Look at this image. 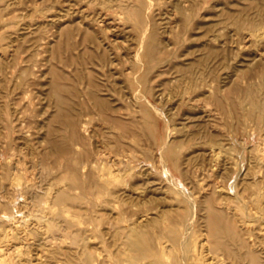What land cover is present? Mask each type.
I'll return each instance as SVG.
<instances>
[{
	"label": "bare ground",
	"instance_id": "1",
	"mask_svg": "<svg viewBox=\"0 0 264 264\" xmlns=\"http://www.w3.org/2000/svg\"><path fill=\"white\" fill-rule=\"evenodd\" d=\"M6 1L4 7L0 6V13L3 10H10L13 5L15 6V4L18 3V0ZM154 1L156 2V0ZM179 1H182L184 8H182L183 12L180 11L182 14H178H181L182 21H189L190 23V20H193L194 17L198 15L197 13L200 12L199 10H201L200 1ZM216 6L219 13L217 17H220V19L212 23L210 22L209 24L206 23L207 26H204L206 30H203L205 32L202 33L203 35L209 36L208 43L206 45L203 43L207 48V52L204 53V56L198 59L196 57V60L192 62L189 61L190 63L187 61L186 63L183 62L181 65H178L176 68L179 71L185 73L191 72V69L195 68L194 65L197 62L200 64L201 62L208 63L209 59L211 60L213 57L215 59L219 57L223 52V48H225L224 46H226L223 33L230 27L225 26L228 22L234 27L232 32L241 33L247 30L248 32L243 35V38L255 42L257 46L262 45L263 47L264 0H244L240 2V4L230 3L229 7L223 5L224 7H221L222 9L220 7L218 8L219 4ZM127 7L126 10L123 9V12L121 11L115 15L113 14V16L112 13L109 12V7L104 6L99 12V16L94 20V22H96L95 25H97L104 34V38L99 37V43L105 45L109 51V53L107 52V65L112 78L110 79L111 85L104 88L103 83L98 79L99 74L97 73L99 72L96 71L95 73L94 70V73L90 75L86 73L88 76L86 80L83 78L80 80V83L84 85V87L79 88L75 83L70 81V78L66 74L58 70V68L49 67L50 71H48L51 75V80L49 82L47 97L53 99L55 102V114H52L54 118L53 122H48V128L45 127L47 131L46 133L44 132L45 136L42 137L43 139L40 140V143H42V146L44 143L49 144L48 153L50 156L55 157V160H50L41 148L39 151L41 156H39L38 160L34 159L31 161V167H21L18 161L13 160L12 157L2 159L0 156V185L3 187V185L7 184L8 186V188L4 190L7 191V193H5L4 196H0V264H264V171L261 170L262 168L255 167L251 169L245 166V164L240 163L236 165L237 168L234 167L236 169L235 175L229 180L226 178L231 172L225 167L228 164V160L223 159V163H221V157L226 155L225 144L228 145V143H224V141L230 138L226 137L225 139L219 128L221 124V117L219 115L224 107L222 98L214 96V105L216 108L212 111H215V131L208 132L206 131L207 129H205L202 134L198 132V134H201L200 139H205V143L210 145L206 151L201 149L200 152H204L208 156V159L211 158V160H214L208 168L202 169L206 170L211 176L215 174L219 178L222 177L228 180L227 184L216 182V186H213V188L211 185L205 184L202 186L198 184L199 187L197 189L198 185L194 183L195 181H192L193 178L190 179L188 172L180 169L181 147H183L186 138L182 139L179 137V139H177L178 143H175L172 139L178 132H183V129L187 127L190 122L187 125V121L185 120L184 127L181 126L183 128H170L166 136L167 138L160 144L159 148H157V143L156 146H154L153 143L150 142L156 132V124L153 117L147 111L142 110L143 107L156 111L161 117L163 115L168 122V117H170V115L167 116L166 113L157 106L153 99H151L153 96L149 98L146 97L141 90L143 85L139 79H137L139 90L135 95V100L138 101V104L133 102V106L138 107V109L130 113V101L126 98L125 94L127 93L124 94V87L117 76V69L120 65V63L117 62V57L122 56L124 58L123 52H121L123 45L118 39L119 25L124 21L128 22L135 19V15L138 16L141 12H145L144 22L139 21V23L135 24L133 27L140 36L139 50L135 52V59L139 64L142 63V65H145L142 53L144 49L143 44H146L147 36L152 40V43H148L150 52L148 56L149 63H151L150 61H153L155 55L160 52V48H158L157 45L158 33L155 27L150 25L149 19V14H151L154 11V7H156L155 3L152 0L140 1V4L135 7V11L133 10L135 15L131 14V11ZM53 8L54 7H52V9ZM40 10L42 11L43 9ZM103 11L106 12L103 13ZM115 11L117 12V10ZM61 12L63 11L61 10ZM13 13L12 11L11 15ZM110 15H112V18L106 17ZM158 16L159 15H157V17ZM36 17H39V15ZM1 19L0 22H2ZM170 20L174 21L175 19ZM79 22L81 25L86 26L85 32L82 34L83 42L91 41L95 31L82 19L79 20ZM71 23V20L68 19L60 21L58 27L61 29L59 34L60 40L58 41V48L56 49L69 52L72 50L73 45H76L70 40L74 33V28L71 26L67 27V25ZM21 24L22 23H20V25ZM41 24H43V22H41L40 25ZM198 24L191 27L195 28ZM45 26L47 27V25ZM62 26H65V28L62 29ZM200 28H203V25L202 27L200 26ZM148 29H150V31ZM195 29L197 30V28ZM186 30L184 32H186ZM39 31L40 30H38V32ZM165 32L172 33V30L168 28ZM202 34L200 32L199 35ZM36 38H39V35ZM197 38H199V36ZM3 39V37H0V42H2ZM233 41L234 39L232 43ZM48 42L50 41L41 37L40 42H35L34 47H44ZM93 45V50L89 47L93 53H85V50L84 53H76V57H67L66 61L74 62L78 60L80 62V60H84L97 65L102 59L103 54L106 55L107 53H101V51H99L100 45L95 41ZM7 48L8 46L5 47L2 44L0 45V72L4 73V69L7 66V68L10 69L14 67V63H10V59H8ZM129 48H131V45ZM255 50L256 52L258 51L257 49ZM159 54H157V57ZM223 56L221 57L223 58ZM35 57L38 58V56ZM5 61H9V65L6 66ZM23 61L29 62L30 64L33 62V64L29 65L23 72L31 71V74L34 75V67L38 65L36 61L34 62V58L32 59V56H29ZM213 61H209L210 66ZM249 61L251 62L250 64L248 62V64L243 62L246 66L241 65L240 71L244 73L245 77H248L249 80L259 78V82L255 83V79V82L248 83L249 85L246 86V88L243 86L245 89L234 88L233 91L237 94L238 98H235V101L232 100V105L243 112L246 111L249 106L250 110L248 109L247 113L254 119H252L253 123L262 119L261 122L263 123V127L261 131H264V51L257 53L252 60L249 59ZM54 62L55 61H53V63ZM54 64H56V62ZM229 65H231V63L228 64V66ZM204 67H206V65ZM199 71L200 70L196 72ZM127 72L128 75L133 73L131 71ZM9 74H11L10 77L12 78L14 71L6 69V75ZM212 74L214 75V72ZM246 74L248 76H246ZM82 76L83 75H81V77ZM182 76L183 75H180L179 77L181 78ZM198 76L205 78L207 75L201 73V75ZM214 77L216 76L214 75ZM227 78H229V75L225 77V79ZM214 79L216 80L217 77ZM16 80L15 78L13 81ZM189 80L193 79L191 78ZM231 80L230 78L229 81ZM28 81H30V79H27L26 82L29 83ZM194 82L198 84V81L195 80ZM27 83L25 84V82H23V85H19L24 87ZM107 83H109V81H107ZM222 83L224 82L222 81L221 84ZM201 84L196 85V87H200ZM228 86L230 87V85ZM218 89L220 90L221 88L219 87ZM218 89H215V87L209 83L207 92L208 94L214 95V92ZM23 92L24 98L31 99V102L35 99L34 97H30L29 90L25 89ZM152 92L150 91V93ZM157 92L159 94L161 91ZM220 96L223 97L222 95ZM13 100H15V98H12V101ZM186 100L188 99L186 98ZM230 100L231 99H229V101ZM5 103H7V101ZM5 103L3 102L4 105ZM176 105H178V103ZM21 106L24 107L23 104ZM188 107L190 108L191 106ZM168 108H170V106ZM196 108L198 109V107ZM209 110L211 111V109H207V107L203 106L204 112ZM18 111L21 112V109ZM21 113L19 114L21 115ZM29 115L30 113L28 116ZM197 117L198 116H196L195 119H197ZM94 119H97L98 122L102 121L107 125L105 130L101 129L102 134L98 133L97 128L93 129L92 124H94ZM10 122L12 124L14 119H11ZM206 122H208V120H206ZM202 123L203 122L198 123L199 127ZM251 123L250 125H246L247 123L245 122L243 125L251 126ZM259 124H257V126ZM97 125L99 124L97 123ZM177 127H179V125ZM249 128L247 127V129ZM30 130L28 129L26 131L28 136L31 135L28 133ZM5 131L7 130L5 129ZM184 133L185 131L183 134ZM191 134L190 137L193 136ZM88 135L94 138L102 135L101 138L103 139L101 142L95 139L93 141L94 148H92L90 143H88ZM184 135L188 136L187 134ZM194 135L196 136L197 133L194 132ZM144 140L147 141L144 142ZM142 142H144V144ZM256 145L255 147H257ZM9 146L11 145L9 144ZM33 148H35V146ZM170 149H172V153L170 154L171 157H168L167 152ZM262 150V156L264 157V149ZM262 156L260 158H262ZM58 158H63V162H59ZM189 159L195 160V158H188V160ZM251 159L252 158L249 160ZM254 159L253 161L255 162H253V164L256 163ZM203 160L204 159L200 161ZM156 162H160L161 166H155L154 163ZM146 163H151V166H147ZM203 163L204 162H202V166ZM196 165H198V163ZM259 165L260 163L258 166ZM31 168L40 169L41 178L45 175L50 176V180L47 186L45 185V188H39L41 186L40 183L35 181L37 173H35L33 169L32 171ZM172 169L180 174L183 181L177 179ZM154 171L160 172L162 180L151 177ZM13 190L17 193L15 196L12 195ZM18 198H21L22 201L18 202ZM178 200H180V202L181 200L184 201L186 207L182 210L179 205L180 208L169 207V204L173 201L180 203ZM234 219H236L239 224L233 223L234 221L232 222V220ZM196 222H198V228L196 227ZM255 222L259 223L258 226L261 227L262 235L255 232L253 227V223ZM100 227L104 228L100 229Z\"/></svg>",
	"mask_w": 264,
	"mask_h": 264
},
{
	"label": "rangeland",
	"instance_id": "2",
	"mask_svg": "<svg viewBox=\"0 0 264 264\" xmlns=\"http://www.w3.org/2000/svg\"><path fill=\"white\" fill-rule=\"evenodd\" d=\"M100 1H101V3H100ZM140 1L142 2V1H149V0H115V1L114 0H98V1L97 0L96 1L95 0H78V1L77 0H20L21 5L19 4V0H18L17 1L18 3L15 4V6L13 5L12 6L13 8L11 7L10 10L1 11L0 19L2 18L1 19L2 22H0V37H3L4 39L2 40V42H0V45L2 44L5 47L8 46V48H7L8 59H10L9 60L10 63H14L13 69H10V68H7L8 67L7 65H9V61L8 62L5 61V65L7 66L4 69L5 73L0 72V90H1L0 91V111H1L0 115H2V116H0V128H1V132H0V156L2 157V159L12 157L13 160L18 161V163L21 167H31V165H32L31 161L34 159L38 160L39 156H41V154L39 153L40 148H41L42 151L45 154H47V156L50 158V160H55V157L50 156L48 153L49 152V144L44 143V145L42 146V143H40V140L43 139L42 137L45 136V133L47 131L46 129L48 128V124H49L48 122H51V121L53 122V120H54L53 115L55 114L54 113L55 112V102L53 99H50L49 97H47L48 96V89H49V82L51 80V75L49 73L50 68L51 67L58 68V70L62 71L64 74H66L70 78V81L72 83H75L77 85V87H79V88L84 87V85H82L80 83V80L82 78L86 80L88 77L87 74L90 75L91 73H94V70H95V73L97 71V72H99L97 74H99V75L102 74L100 76L98 75V77H99L98 79L103 83L104 88L111 85L110 79H112V78L110 76V71H109V68L107 65L108 64V57L107 56H108L109 51L105 45H103L102 43H99L100 38H104V34L101 31V29L98 28L97 25H95L96 22H94V20L99 16V12L101 11V9L104 8V6L109 7L108 8L109 12L112 13V15L113 14L115 15L116 13H119L121 11L123 12L124 10H126L127 6H128L127 8H129V10L131 11V14H134L135 7L140 4ZM152 1L155 3L156 7L158 4V7L157 8L154 7V11L151 14H149V19H150V25H153L152 27H155V29L158 33L157 45H158V48H160V50H159L160 54L157 53V54H159L158 57L156 54L153 61H150L151 63H149V59H148V56L150 53L148 43H152V40H150V38L148 36L146 37V42H145L146 44H143L144 49H143V53H142V56L144 58L143 60H145V65H142V63L139 64L137 62V60L135 59L136 58L135 52L137 50H139V46H140V36H139L138 32H136L133 29V27L135 24H138L139 21L144 22L143 19L145 18V14H144L145 12H141L139 14L140 16L139 15L136 16L134 14L135 19H132L128 22L124 21L125 23L124 22L121 23L119 25V28H118V33H119L118 39L121 42V44L123 45V49H122L123 51L121 50V52H123L124 58L122 56L117 57V62L120 63V65L117 69V72H118L117 76H118L119 81L121 82L122 86L124 87V94L127 93V94H125L126 98L130 101V103H129L130 113L134 112L133 110L138 109V107L133 106L134 105L133 102L138 104V101L135 100L136 99L135 95H136V93H138V90H139V86L137 84V79H139L141 84L143 85L141 87V90L146 95V97L149 98V97L153 96V97H151V99H153V101L157 104V106L162 111H164L167 116L170 115V117H168L169 118V122H168V121H166L165 117H163V115L161 117V115L156 113V111H154L152 109H147V107H143L142 110L147 111L153 117L155 124H156V130H155L156 132H155L154 136L152 137V139L150 140V142H152L154 146H156V143H157V148H159L160 144H162L165 141V139L167 138L166 136H167L168 130L170 128H174V127L183 128L184 123L186 121H187L186 122L187 125L190 122V124L188 125L189 127L187 126L183 129V132L185 131L184 134H187L188 136H185L183 134V132H178L177 134L174 135L172 140H174L175 143H178L177 139H179V137H181L182 139L186 138L185 139L186 141H184L183 147H181L180 169H182L183 171L184 170L187 171L188 175L190 176V179L193 178L192 181H195L194 183L197 185L201 184L203 186L206 184V185H211L213 188V186L214 187L216 186V184H215L216 182L222 183V184H227L228 180L231 177H233L236 173V169L234 167L237 168L236 165L240 164V163L245 164V166H248L251 169L257 167V168H262L261 170L264 171V169H263L264 168V157L262 156V151H263L262 149H264V136H263L264 131H261V129L263 127V123L261 122L262 119H260V121L257 120L259 122L254 121L255 123H253L254 119L251 117V115H249L247 113L248 109L250 108L249 106H248V109L243 112L242 110L236 109L232 105V100L235 101V98L236 99L238 98L237 94H235V92L233 91L234 88L245 89L246 86H248L251 82H255V79H256L255 83L259 82V78H253V79L249 80L248 77H245V74L240 71V69H241L240 66L241 65L246 66V64H248V63L250 64L251 62L249 61V59L252 60V58L257 53L264 51V45H263V47H262V45L257 46L255 44V42H251V41L243 38V35H245V33L248 32L247 30H244L241 33L240 32H238V33L232 32V29L234 27H233V25H231L228 22L225 24V26H227V27L230 26V27L227 28L223 33L224 34V40L226 42L225 45L227 47L224 46L225 48H223V52L219 57H217L216 59L213 57L215 60L213 58H211V60L209 59L210 62H212L214 60L213 63H211V66H210L209 61H208V63L207 62H201V64L199 62H197L194 65V67L198 68V69L194 68V69H191V72H186V73L179 71L176 68L178 65H181L183 62L184 63H186L187 61L192 62L193 60H196V57L198 59L201 56H204V53L207 52V48L205 47V45L209 41V36L203 35L202 33L205 32L203 30H206L204 28V26H207L206 23L209 24L210 22L212 23L213 21L220 19V17L219 18L217 17V15L219 13L217 11L216 5L219 4L218 8L224 7L223 5H225L226 7H229L230 3L240 4V2H243L244 0H242V1L241 0H207L208 3L206 0H198V1H200V8H201V10H199L200 14L197 13L198 15H196V16H198V17L195 16L196 18L194 17V19H193L194 21L190 20V23H189V21L185 22V21L181 20V14H182L181 12H183L182 8H184L182 1H179V0H174V1L173 0H169V1L168 0H156V2L154 0H152ZM175 1H176V4H175ZM191 1H193V0H191ZM6 2H7L6 0H0V6L4 7ZM248 2H250V1H248ZM117 5H118V7H117ZM81 6H83V7H81ZM52 7H54V8L52 9ZM95 7H97V8H95ZM173 7L174 8L176 7L179 10L176 8L174 9ZM233 7H235V6H233ZM39 8L43 9V10L41 11ZM16 9H18V10L20 9V10L18 11ZM61 10L63 12H61ZM115 10H117V12ZM12 11L14 13L11 15ZM5 12H6V14H5ZM105 12L106 11H103V13H105ZM216 12H217V14H216ZM174 13H175V15H174ZM178 13H181V14H178ZM36 14L39 15V17H36L37 16ZM84 14H86V15H84ZM2 15H3V17H2ZM18 15H20V16H18ZM112 15L106 16V17L112 18ZM157 15H159V16L157 17ZM163 15H164V17H163ZM168 18H170L172 20L175 19V20L171 21ZM205 18H207V19H205ZM33 19H35L36 21ZM64 19L71 20L72 23L67 25V27L71 26L74 28V33L72 34L70 40L72 43H74L76 45H73L72 50H70L69 52H64L61 49H56V48H58L57 47L58 41L60 40L59 34H60L61 29L58 28L59 23L61 20H64ZM81 19L83 21H85L86 23H88L89 27H91V29L95 31L94 34L92 35L91 41L83 42V40H82L83 39L82 34H84V32H85L86 26L80 24L79 20H81ZM165 19H167V20H165ZM55 20H56V22H55ZM169 20L171 23L169 22ZM16 22H18V23H16ZM41 22H43V24L40 25ZM20 23H22V24L20 25ZM192 23H194V24H192ZM75 24H77V25H75ZM195 24H198V26L200 25L201 27L203 25V28H200V26L198 27L197 25L195 27V28H197V30L195 28H192L193 25L195 26ZM45 25H47V27ZM28 26H30L31 28ZM63 28H65V26H62V29ZM168 28H170V30H172V33L165 32L166 29H168ZM186 28H187V30H186ZM198 28H200V29H198ZM160 29H162V30H160ZM38 30H40V31L38 32ZM148 30L150 31V29H148ZM185 30H186V32H184ZM41 32H43L42 33L43 35L39 34ZM200 32L202 35H199ZM32 33H33V35H32ZM189 33H190V35H189ZM187 34H188L189 38L187 37ZM12 35H14V36H12ZM38 35H39V38H36V37H38ZM191 35H194V36H191ZM44 36H47V37H44ZM198 36H199V38H197ZM41 37L45 38L46 40H48L50 42H48L46 44V46H44V47H41V48L38 47L39 48L38 49L36 46L34 47V44H35V42L39 43ZM123 37H125V38H123ZM23 38H24V42H23ZM96 38H97V40H96ZM230 38L232 40L234 39L235 43H234V41L232 43V40ZM37 39H38V41H37ZM94 41L96 43H98V45H100L99 51H101V53L102 52H105V53L108 52L106 55L103 54L102 59L100 60V62H98L97 65L93 64L92 62L84 61V60H80V62L78 60H76L74 62L66 61L67 57H72V56L76 57L77 56L76 53L77 54L84 53L85 50H86L85 53H93L92 50L94 48L92 49V47L94 46L93 45ZM183 41H184V43H183ZM18 44H20V45H18ZM232 44H234V45H232ZM247 44H248V46H247ZM130 45H131V48H129ZM132 45H134V46H132ZM86 46H88V47H86ZM89 47L92 50H90ZM229 47H231V48H229ZM162 48H164V49H162ZM32 49H34V50H32ZM255 49H257L258 51L256 52ZM37 50H39V51H37ZM230 50L232 51V53ZM162 51H163V53H162ZM203 51H205V52H203ZM202 53H203V55H202ZM198 55H200V56H198ZM247 55H248V57H247ZM27 56L28 57L32 56V59L34 58V62L36 61V64H38L34 67V69H35L34 75L31 74V71L23 72V70H25L29 65L33 64V62H31V64H30L29 62L23 61L24 59L28 58ZM35 56H38V58ZM221 56H223V58ZM245 57H247L248 59ZM36 58L38 59V61ZM47 58H48V60H47ZM220 60H222V61H220ZM230 60H231V62H230ZM53 61H55L56 64H54L55 62L53 63ZM229 62L231 63V65L228 66V64H230ZM241 62L242 63L246 62V64H244V63L242 64ZM100 63H102V64H100ZM224 64H226V65H224ZM260 64H263V63L261 62ZM85 65H86V67H85ZM205 65H206V67H204ZM219 65H221V66H219ZM252 66H254V65H252ZM214 67H215V69H214ZM30 68H31V66H30ZM152 68H154V69H152ZM206 68H209V69H206ZM6 69H8L9 71L10 70L14 71L12 78L10 77L11 74L6 75ZM213 69H214V71H213ZM198 70H200L201 72L200 71L196 72ZM39 71H41V72H39ZM127 71H131L133 73L131 75H128ZM192 71H193V73H192ZM213 72H214V75L217 77V79H216L217 81L214 79L216 77H214V75L212 74ZM20 73H22V74H20ZM156 73H158V74H156ZM179 73H181V74H179ZM201 73L204 75H207V76L205 78L198 76V75H201ZM149 74H151V75H149ZM224 74H226V75H224ZM18 75H19V77H18ZM81 75H83V76L81 77ZM180 75H183L182 77H184V78L181 77L182 78L181 79L179 77ZM228 75H229V78L225 79V77ZM230 75H231V77H230ZM188 76H190L193 80H189L191 78ZM196 76H197V78H196ZM246 76H248V75L246 74ZM15 78L17 80L13 81V80H15ZM152 78H154V79H152ZM207 78H208V80H207ZM230 78L232 79L231 81H229ZM27 79L28 80L30 79V81H28L29 83L26 82ZM195 80L198 81L197 82L198 84H195V82H194ZM19 81H20V83H19ZM107 81H109V83H107ZM179 81H180V83H179ZM222 81L224 83L221 84ZM23 82H25V84L27 83V85H25L24 87H21L23 85L22 84ZM209 83L212 84L215 87V89H218L220 87L221 91L218 89L217 91L214 92V95L208 94L207 89H208ZM19 84H22V85H19ZM200 84H201L200 87H196V85H200ZM192 85H193V87H192ZM225 85H227V86H225ZM228 85H230V87ZM235 85H236V87H235ZM15 86H17V87H15ZM177 86H178V89H177ZM243 86H245V88ZM11 88H12V90H11ZM25 89L29 90V95L31 98L32 97L35 98L32 100V102H31V99L24 98L23 90L25 91ZM150 91L151 92L153 91V92L150 93ZM157 91H159V92L161 91V92L158 94ZM177 92H179V93H177ZM206 93H207V95H206ZM227 93H228V95H227ZM180 95H181V97H180ZM220 95H222L223 97H221ZM230 95H232V96H230ZM127 96H129V97H127ZM160 96L162 99L160 98ZM166 96H168V97H166ZM214 96H219L223 100L224 107H223V110L221 111V114L219 115L221 117V124H220L219 128H220V131L222 132V134L224 135L225 139H226V137L230 138L229 140L226 139L224 141V143H228V145L225 144L226 155L221 157V163H223V161H222L223 159L228 160V164H227V166H225L231 172V174L228 175V177H226L228 180L226 178H222V177L219 178L215 174L211 176L208 172H206V170L202 169V168H208L209 165H211L214 162L213 159L212 160H211V158L208 159V156L204 152L203 153L200 152L201 149L206 151L210 147L209 144L205 143L206 142L205 139L204 140L200 139V135L202 134V132H204L205 129H207L206 131H208V132L215 131V129H214L215 111H212V110H215L214 108H216V106L214 105ZM11 97L13 99L15 98L16 101L15 100L12 101ZM133 98H134V100H133ZM186 98L188 100H186ZM229 99H231V100L229 101ZM131 100H132V102H131ZM6 101H7V103H5ZM3 102L7 106V109H6V106L3 104ZM47 102H48V105H47ZM185 102H187V103H185ZM177 103H178V105H176ZM22 104L24 107L21 106ZM51 104H54V105H51ZM201 104H202V106H201ZM44 105L46 108L44 107ZM194 105L195 106L197 105L196 107H198V109ZM14 106H15V108H14ZM169 106H170V108H168ZM188 106H191V107L189 108ZM192 106H194V107H192ZM203 106L207 107V109L208 108L211 109V111L209 110L207 112H204ZM19 108L21 109L22 113L20 111H18V110H20ZM42 108H44V109H42ZM25 109H26V112H25ZM225 110H227V111H225ZM19 113H21V115ZM29 113H30V115L28 116ZM172 113H174V114H172ZM244 114H245V117H244ZM185 115L186 116L191 115V116L186 117ZM194 115L198 116L197 119H195L196 116H194ZM34 116L36 119L34 118ZM249 118L251 120L253 119L252 123H251V120ZM11 119H14V122L12 124L10 122ZM206 120H208V122H206ZM201 122H203V123L199 127L198 123H201ZM245 122L247 123L246 125H250V123L252 125L251 126L243 125V124H245ZM7 123H9V124H7ZM97 123L99 125H97ZM20 124H21V126H20ZM253 124H254V126H253ZM257 124H259V125L257 126ZM172 125H173V127H172ZM178 125H179V127H177ZM181 126H183V127H181ZM45 127H47V128L45 129ZM92 127H93V129L97 128L98 133H101V129L105 130L107 128V125L104 124L102 121L98 122L97 119H94V124H92ZM247 127L248 128L251 127V128L247 129ZM5 129L7 131H5ZM28 129L29 130L31 129L30 132H28L31 134V135H29L30 138L26 133V131ZM194 132L197 133L198 136L197 135L195 136ZM198 132H200L201 134H198ZM246 132L248 133V135ZM180 133H182V134H180ZM8 134H9V136H8ZM190 134L193 136L190 137ZM87 137L89 138L88 143H90V146L92 148H94L93 141L95 139L99 140L100 142L103 139V138H101L102 135L97 136L96 138L89 137V135ZM176 137H178V138H176ZM194 137H196V138H194ZM193 138H194V140H193ZM146 141L147 140H144V142H146ZM13 142H15V143H13ZM144 142H142V143L144 144ZM185 142H186V144H185ZM9 144L11 146H9ZM39 145H41V146H39ZM255 145L257 147H255ZM34 146H35V148H33ZM12 147H13V149H12ZM252 149H254V150H252ZM171 153H172V149H170L167 152L168 157H171L170 156ZM202 154H203V157H202ZM204 155H205V157H204ZM248 155H249V158H248ZM255 155H256V157H255ZM261 156H262V158H260ZM188 158H195V160L197 161V159H198V161L196 162L194 159L188 160ZM250 158H252V159L249 160ZM256 158H258V159H256ZM202 159H204V160L200 161ZM253 159L256 160V163H254L255 166L253 164V162H255V161H253ZM58 160H59V162H63L64 159L58 158ZM190 162H192V163H190ZM202 162H204L203 166H202ZM208 162H209V164H208ZM258 162L260 163L259 166H258V164H259ZM197 163H198V165H196ZM247 164H250V165H247ZM146 165L151 166V163H146ZM154 165L159 167V166H161V163L156 162V163H154ZM169 167H171V166H169ZM187 167H188V169H187ZM32 169L35 171V173H37L35 181H38L40 183L41 186L39 188L40 189L42 187L45 188L48 184V181L50 180V178H49L50 176L45 175L41 178L40 177V175H41L40 169L38 170V169L31 168V170ZM172 171H174L178 180L183 181V178L180 176V174L177 171H175L174 169H172ZM208 174L210 177L208 176ZM151 177H155L156 179L162 180V175L160 174V172L158 173L157 171H154L153 174L151 175ZM194 177H196V178H194ZM200 177L202 180L200 179ZM204 177H205V179H204ZM197 181L198 182L201 181V182L198 183ZM209 181H210V183H209ZM6 186H7V184L3 185V187L0 185V196H4L5 193H7V191H4L5 188L6 189L8 188V186L7 187ZM198 187H199V185L197 186V189H198ZM16 194L17 193H15V191L13 190L12 195L15 196ZM17 201L20 202V201H22V199L18 198ZM178 201L180 202V200H178ZM178 205L181 206V208ZM169 207L180 208L182 210L183 208L186 207V204L182 200L180 203L173 201L169 204ZM238 212L240 214L239 210H238ZM236 221H237L236 219L232 220L233 223L239 224V222L238 221L236 222ZM196 225H197L196 227L198 228V222H196ZM253 225H254L253 227L255 229V232L257 234L259 233V235L260 234L262 235L261 227L258 226L259 223L255 222V223H253ZM103 228L104 227H100V229H103ZM261 237H263V236H261ZM96 242H97V240H96ZM32 249H33V247H32Z\"/></svg>",
	"mask_w": 264,
	"mask_h": 264
}]
</instances>
